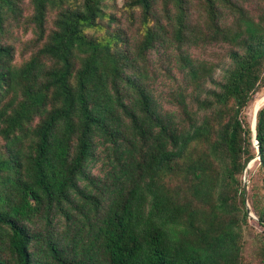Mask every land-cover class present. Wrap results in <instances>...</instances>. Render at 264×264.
<instances>
[{
	"label": "trees",
	"instance_id": "1",
	"mask_svg": "<svg viewBox=\"0 0 264 264\" xmlns=\"http://www.w3.org/2000/svg\"><path fill=\"white\" fill-rule=\"evenodd\" d=\"M253 1L127 0L130 39L97 33L104 0H30L41 45L16 65L3 38L24 0H0V264H245L240 176L254 152L241 112L264 85ZM214 46V59L194 51ZM152 52L173 82L161 98ZM261 105L250 205L264 229Z\"/></svg>",
	"mask_w": 264,
	"mask_h": 264
},
{
	"label": "rangeland",
	"instance_id": "2",
	"mask_svg": "<svg viewBox=\"0 0 264 264\" xmlns=\"http://www.w3.org/2000/svg\"><path fill=\"white\" fill-rule=\"evenodd\" d=\"M127 0H104L105 17L100 21V31L97 33L105 32H125L127 37L134 39L139 35V23L138 15L139 10L132 8L131 10L125 6ZM256 5L264 6V0L253 1L248 4L250 9H254ZM23 17L16 23H11L8 26V31L5 34L3 41L12 47L13 51V63L20 65L23 61L27 60L32 53L41 45V42L37 43L36 35L33 32L31 23L29 22V16L32 12L30 0H24L23 2ZM54 10L49 11L47 14V28L52 27V20L54 17ZM133 14V19L131 17ZM197 55L206 59H214L224 52V49L220 47H204L194 50ZM163 57L157 53L150 54V64L148 65V73L152 82L151 87L153 91L161 98L164 91L173 82L167 78V73L162 67ZM264 94L263 87L254 95V97ZM251 100L248 105L243 108L241 112V118L248 122L251 126V109L253 110ZM262 104L261 106H263ZM253 132V131H252ZM253 134V133H252ZM250 151L254 152L253 158L247 163V169L240 176L242 183L245 182L246 187V201L250 207L251 195L254 191H262L260 188V172L257 168V155H256V141L254 134L251 138ZM92 173L97 174L100 171V161H97L91 168ZM242 238H243V262L245 264H257L258 260L256 252L261 240L264 239V229L259 226L253 217H247L242 225Z\"/></svg>",
	"mask_w": 264,
	"mask_h": 264
},
{
	"label": "water",
	"instance_id": "3",
	"mask_svg": "<svg viewBox=\"0 0 264 264\" xmlns=\"http://www.w3.org/2000/svg\"><path fill=\"white\" fill-rule=\"evenodd\" d=\"M262 97L264 98V96H262ZM259 108H260V106L256 109V111H255V113H254V115H253V119L251 120V129H252L254 135H255L256 116H257V111H258ZM255 141H256V139H255ZM255 145H256V155H257V158H259V154H260V152H259V145H258L257 141H256V144H255ZM243 196H244V200H245V202H246V187H245V182L243 183ZM246 209H247V212L249 213L250 216L256 218V217L250 212V208H249V206H248L247 203H246Z\"/></svg>",
	"mask_w": 264,
	"mask_h": 264
},
{
	"label": "bare ground",
	"instance_id": "4",
	"mask_svg": "<svg viewBox=\"0 0 264 264\" xmlns=\"http://www.w3.org/2000/svg\"><path fill=\"white\" fill-rule=\"evenodd\" d=\"M262 96H264V94L261 95L253 104L252 119L256 109L264 102V98Z\"/></svg>",
	"mask_w": 264,
	"mask_h": 264
}]
</instances>
